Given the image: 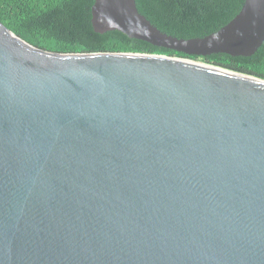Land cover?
<instances>
[{
    "label": "water",
    "instance_id": "1",
    "mask_svg": "<svg viewBox=\"0 0 264 264\" xmlns=\"http://www.w3.org/2000/svg\"><path fill=\"white\" fill-rule=\"evenodd\" d=\"M92 26L188 56L251 57L264 0L217 32L137 0ZM0 264H264V80L141 53H53L0 22Z\"/></svg>",
    "mask_w": 264,
    "mask_h": 264
},
{
    "label": "trees",
    "instance_id": "2",
    "mask_svg": "<svg viewBox=\"0 0 264 264\" xmlns=\"http://www.w3.org/2000/svg\"><path fill=\"white\" fill-rule=\"evenodd\" d=\"M96 0H0V22L41 50L62 53H141L164 55L225 68L264 80V43L251 57L188 56L130 39L118 32L99 34L92 26ZM244 0H137L140 13L163 33L207 37L233 20Z\"/></svg>",
    "mask_w": 264,
    "mask_h": 264
}]
</instances>
